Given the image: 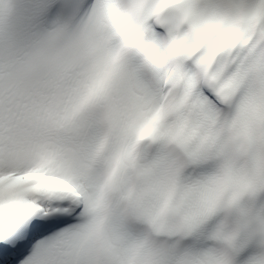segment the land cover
Returning a JSON list of instances; mask_svg holds the SVG:
<instances>
[{
  "label": "snow or ice",
  "instance_id": "1",
  "mask_svg": "<svg viewBox=\"0 0 264 264\" xmlns=\"http://www.w3.org/2000/svg\"><path fill=\"white\" fill-rule=\"evenodd\" d=\"M0 264H264V0H0Z\"/></svg>",
  "mask_w": 264,
  "mask_h": 264
}]
</instances>
